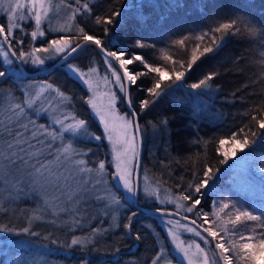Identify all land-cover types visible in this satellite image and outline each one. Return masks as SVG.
<instances>
[{
    "label": "snow or ice",
    "instance_id": "1",
    "mask_svg": "<svg viewBox=\"0 0 264 264\" xmlns=\"http://www.w3.org/2000/svg\"><path fill=\"white\" fill-rule=\"evenodd\" d=\"M96 2L0 0V14L6 16V22L0 23V57L9 66L19 62L16 67L0 70V80L10 78L9 73L23 79L25 70L21 66L39 68L47 60L60 57L68 62L66 67L69 71L87 86L91 95L81 99L98 118L103 130L102 134H96L89 121L75 110L73 96L53 83L29 85L21 90L19 96L11 89L0 91V213L6 218L14 216L18 211V201L37 199L41 202L40 207L25 216L27 224L19 229L18 234L39 236L40 233L33 230V222L43 221L47 214L54 217L50 223L59 222L68 231L74 232L83 229L90 220L103 222L100 219L102 210L103 216L112 218L113 223L109 227H91L86 235H73L65 245L69 249L79 247L86 250L98 245V237L113 229H123L126 236L132 235L137 211H131L121 222L118 210L124 204L138 205L142 192L144 197L160 204L174 205L171 212L157 209L163 215L180 217L166 221L170 226L167 234L176 256H172L165 245L156 251L150 264H264V207L259 210L244 207L223 196L211 203V212L198 207L208 195L205 190H210V184L220 172V168L207 159L196 170L201 153L197 152L189 158L192 179L180 192L165 188L162 196L163 183L160 179L150 180L145 173L143 188L139 179V156L146 131L140 123L141 113L158 105L178 87H187L197 92L198 97L210 98L212 93L218 92V86L213 84L220 75L217 70L209 71L197 82L188 83L185 77L203 57L218 53L229 36L259 37L262 59L258 63L264 66V24L239 13L210 15L208 9L216 7L211 2L198 5V10L205 9L203 14L211 23L206 28L197 26L198 31L196 28L189 29L167 47L157 49V58L163 62L157 65L141 54L129 56L126 51L112 50L101 38L89 34L79 24L73 27L77 16L87 15L97 25L104 26L101 30L107 35L112 30L108 26L114 27V21L119 23L117 18L123 19L119 7L109 9L104 15H94ZM118 2L114 0V3ZM170 7L181 8L184 4L182 0H175ZM54 18L63 19V23L53 28ZM137 19L144 22L139 16ZM26 22H34L30 32L24 28ZM17 30L30 36L31 41L27 45L22 36L16 35ZM52 31L74 34L51 38L45 46L35 44L38 38ZM91 45H95L104 57L107 68L102 76L95 66H89L85 71L69 60L74 54L89 50ZM134 46L156 48L147 37L136 39ZM180 51L186 52L187 57H181ZM134 62H139L144 70H130L129 66ZM150 74L152 83L145 89L147 98L140 100L137 108L130 88L140 77ZM261 75L264 77V72ZM117 91L122 95L118 96ZM118 101L125 103L129 111L122 113L117 107ZM245 115L249 117V123L227 137L203 142L197 139L194 143L203 144L205 157L208 145L212 144L222 158L218 162L220 165H227L230 159L236 157L238 150H258L257 146L264 143V132L260 131L264 130V99ZM159 125L162 133L171 134L168 119H162ZM104 140L110 146L111 160H94L90 148L79 146L85 141ZM228 144L231 148L225 149ZM180 179L183 181V177ZM188 213H194V216L190 218ZM5 232L13 233L17 229L9 223H0V233ZM189 234L199 238L204 246L195 239L183 238ZM44 238L49 239V236ZM134 238L137 241L142 239L139 234ZM52 242L55 244L57 240ZM115 251L119 253V247ZM209 251L212 252L211 257Z\"/></svg>",
    "mask_w": 264,
    "mask_h": 264
},
{
    "label": "trees",
    "instance_id": "2",
    "mask_svg": "<svg viewBox=\"0 0 264 264\" xmlns=\"http://www.w3.org/2000/svg\"><path fill=\"white\" fill-rule=\"evenodd\" d=\"M209 2L216 6L208 9L210 15L225 16L239 13L253 17L255 22L264 24V0H182L184 7L181 8L170 7V5L175 3V0H119L118 4L114 3V0H97L93 6L94 15H104L108 13L109 9L119 7L123 19L117 18L119 20L118 24L114 21V27L108 26L112 30L107 35L101 30L104 26L97 25L94 19L87 15L84 17L77 16L73 27H75V24H79L89 34H95L98 38H101L112 50L126 51L129 56L141 54L150 63L160 65L163 62L157 58V49L167 47L172 40L179 38L180 35L185 34L189 29L196 28L198 31L199 28L197 26L206 28L211 23L209 18L203 14L205 9L200 8L198 10V5ZM138 16L143 18V23L138 21ZM5 22L6 16L0 14V23ZM25 28L29 32L32 29L28 25ZM73 34L67 33V36H72ZM59 36V34H46L45 41ZM141 37H147L150 43H155L156 48L140 49L135 47L136 39ZM23 39L25 40V45L31 41L29 35H26ZM109 40H111V44H108ZM258 40L259 37L249 39L240 35L229 36L218 53L203 57L193 66L192 71L185 77L188 83L197 82L209 71L217 70L220 72V75L213 81V84L218 86L219 91L212 93L210 98L208 96L198 97L197 92L187 87H178L172 90L171 95L163 98L162 102H158V105L152 109L141 113L139 117L140 123L146 129L143 141L144 158L142 170L149 167L150 164V171H153L155 170L154 164H158L159 169L156 168L155 177L161 180L166 179V184L170 189L174 188L175 192H180L183 187H186L187 182L192 179L193 169L189 158L194 157L197 152L201 153V156L196 165V170L202 167L205 159L220 168L217 179L210 184V190H205L208 192L205 197L206 202L202 201L201 205L198 206L207 212L212 211L211 203L220 199L225 193L230 194L231 200L239 202L244 207L251 206L255 208L247 194L239 193L232 188L229 180L226 176H223L226 165L218 163L222 158L214 151V146L212 144L208 145L207 157H205L203 155L205 151L203 144H197L194 141L199 139L203 142L212 138L227 137L233 131L249 123V117L245 113L264 99V77L261 75L264 72V66L258 63L262 59L260 56L262 49ZM86 52L89 54L87 55ZM180 55L184 58L187 57V53L183 51H180ZM238 57L242 58L238 60ZM100 58L104 59L103 55L94 45H91L89 50L81 52L70 61L84 69L90 66L91 60H96L100 70L104 71L105 68L103 63H100ZM58 60L49 63L47 68ZM66 65L67 63L49 74L35 79L25 77L21 79L9 73L10 78L0 80V91L11 89L19 96L22 88L27 84L38 82L53 83L73 96L74 108L77 113L89 121L92 130L96 134H102L100 124L94 118L89 106L81 99V97L86 99L89 96L88 90L66 70ZM12 67H16V65L14 64ZM24 67L28 72H36L35 68L30 65H25ZM7 68L9 67L3 63V59L0 57V70ZM129 69L144 70L139 62H134L133 65L129 66ZM151 75L140 77L136 85L131 86L133 103L137 108L139 101L147 98L145 89L151 86ZM165 83H170V81ZM233 93H235L234 96ZM200 100H207L210 103L211 110L214 113L212 120H217L216 122L199 121L198 117L195 116L194 110ZM117 107L122 113L128 112L123 102L118 101ZM165 118L169 121V131L171 133L169 142L165 145L169 155L155 156L153 164L148 159V153L155 151V146L153 145L155 137L153 135H164L160 130L159 122ZM153 124H156L157 127L153 128ZM260 131L264 132V130ZM79 146L90 148L93 154L91 158L94 160L105 158L110 160L109 145L105 140L102 142L85 141ZM257 148L258 150H252V152L264 155V143L259 144ZM180 177H183V181ZM169 178L171 180H168ZM248 178L254 182L258 189L264 192L263 182L254 181L253 177ZM178 184H184V186L177 188L176 185ZM139 200V205L142 207L160 209L151 204L143 205L141 198ZM133 210L137 211L132 205L124 213L122 212L120 215L121 222H124L125 217ZM137 213L138 215L133 220V233L131 236H126L123 229H113L110 233L105 234V237L108 238L109 236V239H99L97 246H90L86 250H81L79 247L71 249L65 247L72 237L69 232H64L61 235L68 240L63 246L54 244L52 242L54 240L52 234H48L49 239L46 247L50 252L49 257L61 264H117V261L119 264H150L151 258L160 248L159 243L163 246L167 245L170 250L171 247L159 222L160 217L146 215L139 211ZM188 216L191 218L194 213ZM100 219L104 222V225L96 224V222L100 223V220L93 219L95 222L90 225V228L109 227L108 224H105L111 222L109 216L101 215ZM93 220H90L88 224ZM0 223H9L10 226L17 227L15 223L12 225L2 213H0ZM18 224L21 228L25 226L21 221ZM35 231L41 234L39 227ZM87 233V230L78 231L76 236H83ZM136 234H139L142 239L139 241L135 240ZM28 239L27 236H17L14 232L0 233V250L7 246L8 241H12L11 249L18 255L20 249L16 248L14 243L17 241L27 242ZM116 247H119V253L115 251ZM16 255L9 258L1 254L0 264H20L21 261L17 259ZM209 256H212L211 251H209Z\"/></svg>",
    "mask_w": 264,
    "mask_h": 264
},
{
    "label": "rangeland",
    "instance_id": "3",
    "mask_svg": "<svg viewBox=\"0 0 264 264\" xmlns=\"http://www.w3.org/2000/svg\"><path fill=\"white\" fill-rule=\"evenodd\" d=\"M61 17H63V13H61ZM59 23H63V19L54 18L52 21V27L53 28L57 27ZM33 24H34V22H26L24 24V28L27 27V25L29 26V28L30 27L32 28ZM45 26H47V25H45ZM25 30H26V28H25ZM47 34H51V35H58L59 34L60 36L61 35H67V33H58L55 31L49 32ZM16 35L22 36V38L26 36V35H23L19 30L16 31ZM45 39H46V36L43 38H38L37 41H35V44L37 46H45V42H46ZM86 53H87V55L89 54L88 52H86ZM82 54H81V56H82ZM59 58L60 57H56L53 60H47L45 65H43L39 68H35V70L36 71L44 70L47 68V65L49 63H53L56 60H58ZM97 63L98 62L96 60H91L90 66H95L98 69V72L100 71L99 74L102 76L105 73L107 66L104 63V59L100 58V63H103L104 68H105L104 71H101ZM7 66L12 67L9 65H7ZM32 68H34V67H32ZM65 68L74 78L77 79V77L71 71H69V69L66 66H65ZM88 68L89 67L84 68V70L87 71ZM77 80L80 81L85 86V88L87 89V86L81 80H79V79H77ZM41 83H44V82L27 84L25 87L22 88V90L25 89L29 85H39ZM103 90H104L103 87H101V91H103ZM88 93L90 96L91 93L89 91H88ZM119 94L122 95L121 93H119L117 91L118 96H119ZM91 112H92V110H91ZM194 113H195V116L198 117L199 121H208V122L210 121L212 123L217 121V120H212L214 118V113L211 110V105L209 102H207V100H205V101L200 100L199 103L197 104L195 110H194ZM92 114H93V112H92ZM93 116L97 120V122L99 123L98 118L94 114H93ZM100 126L102 129V125H100ZM153 136L155 137V139L153 141V145L155 146V151L153 153H151V152L148 153V159L154 164L155 156L156 157H158V155L159 156L160 155L166 156V154H168L167 146H165V145H167V143L169 142V139H170L169 136L170 135L164 134V135H153ZM143 144H144V142H143ZM230 148H231L230 144L225 145V149H230ZM109 152H110V146H109ZM109 157L111 160L110 154H109ZM154 165H155V170H153V171H150L151 170L150 164H149V167L143 168V170L141 172V181H140V187L141 188H143V176L145 173L148 174L150 180L153 178H158V177H155V172H156V168L159 169V166H158V164H154ZM153 172H154V174H153ZM223 176H226V178L229 180V183L231 184L232 188L236 189L239 193L247 194V197L249 198L250 201L253 202V205L255 206L256 209H260L261 207H264V192L261 189H258V187L254 184V182L250 178H248V177H253L255 179L254 181L264 183V155L256 154V153L252 152L251 149H245L244 152H240L238 150L236 157L230 159L229 163L226 165V170H225V173ZM158 179H160V178H158ZM168 180H171V179L169 178ZM161 181L163 183V187L161 188V195L163 196L164 195V189L165 188L170 189V187L167 186L166 179H163ZM181 186H184V184H182ZM171 190L173 192H175L174 188L173 189L171 188ZM223 197L230 198L231 195L228 193H225L223 195ZM140 198L142 200L143 205L151 204V205H155L158 208L163 209V210H168V209L174 210V205H172V204H160L157 201H154L150 198L144 197L142 192L140 194ZM40 204H41V202L38 201L37 199H22V200L17 202L18 211H17L16 215H14V216L9 215L7 218L5 217L6 219H8L12 223V225H14V223H15V225H17V227H16L17 232H14L17 236L18 235H21V236L25 235L29 239L27 242L26 241H20V242L17 241L14 243V246L16 248L20 249L18 251V255H16L14 253V251L11 249V247H12L11 245L13 244L12 241H8L7 246H5L3 249L0 250V255L4 254V255L8 256L9 258H12L13 255H16L17 259H19L21 261L20 264H61V263H58L57 261H55L49 257L50 252L48 251V249L46 247V243L48 242V239H45L44 237L52 234V238L57 240L56 244L63 246V245H65V242L66 243L68 242V240H66L64 237L61 236L62 233L69 232V234L73 236V234L75 233L74 235H76V233L78 231L87 230L89 232L90 231V225H92L95 222L93 220L91 223L85 225V227L83 229H77L76 231L72 232V231H68L59 222L57 224L50 223V221L52 219H54V217H52L50 214H47V215H45V219L43 221H34L33 222V225H32L33 230L35 231L37 229V227H39L41 230V234L39 236H31V235L23 234V233L18 234L19 229L21 228V226L18 224L19 221L24 223V225L26 226L27 220H26L25 216L30 215L32 211L39 208ZM130 207H132V205L124 204V207H122V209L120 208L118 210L119 217H120L122 212L124 213V211L128 210ZM115 214H117V213H115ZM61 215L63 218V214H61ZM101 215H103L102 210H101ZM187 215H191V213H188ZM110 219H111V222L105 223L106 225L107 224L110 225L111 223H113L111 217H110ZM168 219H170V218L160 217L159 222H160L162 228L164 229V232L168 238V243L171 247V254H172V256H176L175 250L173 249L171 242H170V238L168 237V234H167V228L170 227L166 223V221ZM182 223H184V222H182ZM96 224H98V225L100 224V226H101V224L104 225V222H100V223L96 222ZM183 238L195 239L197 243H201L202 247L204 246L202 244V242L199 240V238L192 237L190 234L187 236H184ZM98 239L106 240V239H109V236L107 238L104 235L102 237H98ZM159 247H164V246L160 245V243H159ZM185 264H186V262H185Z\"/></svg>",
    "mask_w": 264,
    "mask_h": 264
},
{
    "label": "water",
    "instance_id": "4",
    "mask_svg": "<svg viewBox=\"0 0 264 264\" xmlns=\"http://www.w3.org/2000/svg\"><path fill=\"white\" fill-rule=\"evenodd\" d=\"M75 56H76V54H74L72 57H69V60H71ZM66 63H68V62L60 59L56 63H54L52 66L48 67L47 69L38 70L36 72H28L25 69L24 66H21V67H23L24 70H25V78L35 79V78L42 77V76H45V75L49 74L50 72L54 71L55 69L65 65ZM18 64H19V62L17 61L15 65L17 66ZM130 91H131V88H130ZM125 106H126V104H125ZM126 109H127V111H129L127 106H126ZM143 158H144V144H143L142 150L140 152V156H139V163H140L139 179H140V181H141V172H142V167H143ZM139 199H140V197H139ZM133 207L137 211H139L140 213H143V214H146V215H150V216H154V217L170 218V219H174V220L180 219L179 216H171V217H169L167 215H163L161 212L157 211V209L145 208V207L140 206L139 204L138 205H133ZM161 210H163V209H161ZM165 211L171 212L172 210H165ZM182 222L187 223V221H182Z\"/></svg>",
    "mask_w": 264,
    "mask_h": 264
}]
</instances>
